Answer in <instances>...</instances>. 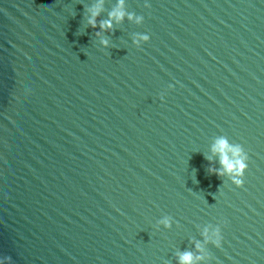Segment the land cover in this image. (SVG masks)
<instances>
[{"label": "water", "instance_id": "obj_1", "mask_svg": "<svg viewBox=\"0 0 264 264\" xmlns=\"http://www.w3.org/2000/svg\"><path fill=\"white\" fill-rule=\"evenodd\" d=\"M185 251L264 264V0H0V264Z\"/></svg>", "mask_w": 264, "mask_h": 264}, {"label": "clouds", "instance_id": "obj_2", "mask_svg": "<svg viewBox=\"0 0 264 264\" xmlns=\"http://www.w3.org/2000/svg\"><path fill=\"white\" fill-rule=\"evenodd\" d=\"M122 3L123 0H118V5H122ZM99 11H100L99 7H93L90 9L91 16L88 19V23L93 28L97 26L95 17L98 16ZM124 15H125L124 11L118 6L109 13L108 20H104L100 22L99 27L101 29L111 28L112 19L114 18L115 20L120 21L121 19H123ZM129 18H131V16H129ZM137 19L139 20L140 18L138 17ZM98 34L99 33H97V35ZM142 39L148 40L149 37L143 36ZM101 43L107 45L108 42L107 40H103L101 41ZM169 87L171 88L173 87V85L170 84ZM161 99H163V96H161ZM212 151L214 153H219L220 164L222 165L223 171H221L220 169H213L209 167L208 169L209 173H215L217 176H221L225 172L229 173L231 174L232 183L237 187H241L244 183L243 177L245 170L248 167V164L246 163V161L248 160V155L247 154L241 155L243 151L242 146L240 144L231 146L229 145V143L225 138H219L216 140L215 144L213 145ZM229 152L231 153L232 158L229 157L228 155ZM163 223L167 225V220L165 219ZM213 235L215 236V239L212 241V243L216 247H220L222 241V235L220 229L217 228L214 231ZM196 246L197 248H199V244H197ZM4 259L8 261V264H10L11 261L10 257L6 256ZM196 259L199 260L201 259V257L197 256ZM179 264H193V254L188 251L182 252L179 255Z\"/></svg>", "mask_w": 264, "mask_h": 264}]
</instances>
